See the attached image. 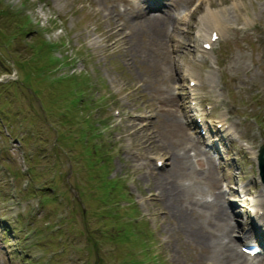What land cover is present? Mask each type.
Listing matches in <instances>:
<instances>
[{
  "label": "rangeland",
  "instance_id": "1",
  "mask_svg": "<svg viewBox=\"0 0 264 264\" xmlns=\"http://www.w3.org/2000/svg\"><path fill=\"white\" fill-rule=\"evenodd\" d=\"M168 1L188 5L193 0H160L162 10ZM237 1L239 12L231 9L233 3L216 11L226 31L203 60L195 61L188 56L193 43L189 47L192 37L187 31L188 37L185 35L184 24L176 36H182L184 48L177 55L165 49L166 55L162 49L155 57L152 46L147 49L140 39L139 45H133L138 38L133 19L119 12L127 4L125 0H0V34L10 36V44L0 46V64L10 61L12 70L8 67L5 71L14 74L3 80L17 81L16 71L19 77L17 86L0 98V264H202L199 251L170 216L166 198L162 192L158 195L160 189L153 184L154 174L150 172L154 168L157 178L166 177L169 188L172 181L184 182L192 176V171L174 174L165 153L167 149L181 153L189 141L181 124L182 95L173 98L170 90L171 82L172 86H182L185 79L178 80L186 68L195 76L212 74L213 82L205 81L199 88L205 92L203 100L217 105L215 114L231 116L234 139L226 147L229 161L222 163L225 169L220 166L218 171L236 174L232 192L243 185L250 197L259 193L261 186L256 182L257 171L250 156L251 150L264 142V0H230ZM208 3L214 7L226 0L202 1L206 8ZM106 10L110 17L113 11L119 14L116 20L121 23V31L125 30V38L111 35L117 21L113 24L105 16ZM151 13L163 14L160 10ZM229 14L239 18L227 20ZM24 17L32 24L30 32L22 30ZM140 30L150 36L144 25ZM39 37L54 42L47 53L62 63L48 81L36 77L39 72L34 70H29L33 77L28 79L21 64H17L23 60L33 63L35 57L24 58L36 52L29 44ZM61 40L65 45L60 44ZM64 55L65 63L72 58V64L63 62ZM172 57L176 59L177 78H162ZM212 62L216 68L209 67ZM49 64L43 62L41 71L48 69L51 73ZM154 65L160 71L155 75ZM81 74V81L86 79L81 96L96 106H88L87 112L85 101L84 110L77 111V117L83 118L73 124H60L57 119L66 110L63 106L57 108L58 104L64 105L61 97L65 95L60 90L72 96L69 87L74 76ZM56 77L61 78L53 80ZM73 89L77 96V86ZM75 96L72 98L77 99ZM112 109L120 116H112ZM45 116L47 121L51 116L54 126L43 122ZM57 131L71 144L56 145ZM97 132L100 135L94 137ZM80 143L86 156L92 158L89 163ZM240 143H246L250 151ZM192 152L187 149V154ZM155 158L164 162L159 170L154 167ZM226 176L218 180L216 175V186L204 181L198 186L210 195V188L223 190L219 183ZM228 192L225 195L231 202H238L235 198L239 196L240 205L248 211L245 190L243 199L240 194L232 196ZM11 202L16 206L23 202L25 206L7 209L6 204ZM252 220L259 234L264 233V227L254 217Z\"/></svg>",
  "mask_w": 264,
  "mask_h": 264
},
{
  "label": "bare ground",
  "instance_id": "2",
  "mask_svg": "<svg viewBox=\"0 0 264 264\" xmlns=\"http://www.w3.org/2000/svg\"><path fill=\"white\" fill-rule=\"evenodd\" d=\"M125 1H127L126 6L123 5V11L119 12L121 14L126 13V16L130 15L133 19L131 24L134 27V35L138 36L133 45H139L137 40L140 39V43L142 44V42H144L147 49L150 45L152 46L155 57L159 55V51H162V49L164 51L166 49L167 52H169L170 49L174 51V55H177L178 52L183 50L184 46L181 39L182 36H180V39L176 36H179L178 34L181 33L178 24H181L184 20H181L178 15L173 14L174 12H172V14L165 12L162 16L156 14L149 15L147 12H142L140 4L137 1ZM174 5L176 6V4ZM184 6H187V4L184 3ZM154 8H158V6L153 2L147 6L148 11ZM235 8L238 7L235 3H233L231 9ZM105 13L104 14L108 19L113 20V24L114 21H117V24L114 25L115 30L111 35L119 39L125 38V30L123 32L121 31V23L116 20L119 17V14L113 11V16L110 17L111 13L109 10H106ZM181 13L182 11H178V14ZM230 18H234V16L229 14L227 20H230ZM123 24H125V22H123ZM140 25L142 28L144 25L146 32L150 36L154 37L158 42L152 41L150 36L141 32ZM214 29L220 31V33L225 31L221 14L213 11L210 7V3H208L206 12L199 18L200 33L196 40L199 39L201 43L208 42L210 40L208 31ZM170 44L172 45V48ZM197 50L200 51L198 46ZM155 66L156 65H154V67ZM175 68L176 59L175 57H172V63L169 67L163 70L162 78L172 79V75H174L173 78H177ZM158 72L160 71H158L155 67L153 74L155 75ZM210 82L213 81L211 80ZM170 87H172V82ZM221 121H224V119H220L217 122ZM225 123L226 122L224 121L221 126L223 127ZM187 149L193 151L194 159L187 154ZM168 150L169 149L165 150V153L168 155L169 160L167 162L170 164L171 171L174 174L179 173V175L182 172L187 171L189 173V171H192V176L188 181H172L169 188L166 177L163 178L161 176L162 179L157 178L158 172L153 168L155 172L152 169L150 172L151 174H154L153 184L158 185L157 188L160 189L158 195H161L162 192L163 198H166L165 204L170 208V216L178 221L180 230H182L185 236L188 237L186 239H189L192 246L196 247L199 251L202 258V264H264L263 259L257 260L255 263L249 262V258L239 249L237 241L239 240V236L241 237V234H243L242 228L239 227L238 223L233 222L234 217L238 215L233 212H231V214L228 211V208L233 207V205L228 201L227 195H225L224 192L218 188L216 191L210 188L212 192H210L211 194L209 195L207 189H203L198 186V184L201 186L203 181L206 183L210 182L212 186H216V166L207 152L197 146L196 142L190 137L181 153H174L173 151ZM240 192L241 198L243 199V190ZM245 192L248 194L247 190H245ZM245 200H248L251 206V208H247L248 211L250 213L255 211L254 216L256 221L259 225L264 226V215H260L258 213L259 207H262L264 204V190L260 188L257 195L252 198H245ZM247 229L254 231L251 226ZM243 237L244 240H247L246 236Z\"/></svg>",
  "mask_w": 264,
  "mask_h": 264
},
{
  "label": "trees",
  "instance_id": "3",
  "mask_svg": "<svg viewBox=\"0 0 264 264\" xmlns=\"http://www.w3.org/2000/svg\"><path fill=\"white\" fill-rule=\"evenodd\" d=\"M23 31H25V30H23ZM1 37H2V39H1ZM9 42V37H6V36H3V35H1L0 34V46L1 45H6L7 43ZM29 48L32 50V51H36V52H31L32 54H33V56L35 57L34 59H33V63L32 64H28V62L27 61H21L20 63H18L17 62V64H18V66L21 64V68H23L24 69V71L26 72V74H27V78L29 79V77L31 78V77H33V74L32 73H30L29 72V70H34V71H36V72H39L38 74H35V76L36 77H39V76H42V80H49V76L52 74V70L56 67V65H57V62H55V60L53 59V57L50 55V54H48L47 53V51H46V49H44V48H49V49H51L52 47L51 46H47L46 45V42H44L41 38L39 39V41H37V42H35V43H33V44H29ZM36 54V55H35ZM48 62V63H50L49 64V68H51V73L48 71V69L46 70V71H44V72H42L41 71V66H42V64H43V62ZM70 62H68L69 64H72V61H71V59L69 60ZM53 63H55V64H53ZM14 64H16V63H14ZM53 64V65H52ZM1 65V64H0ZM1 66H3V67H1L0 69V71H5L6 69H7V64H2ZM50 73V74H49ZM43 76H44V78H43ZM70 76H73V75H70ZM76 79H74L75 81L70 85L71 86V88L72 87H80L81 85H83L84 84V81L82 80L81 81V79H80V77H76V76H74ZM59 78V77H58ZM58 78H54L53 80H58ZM52 81V80H51ZM50 81V82H51ZM15 84H18V83H14V82H10V83H7V82H3V83H0V98L3 96V94H5L9 89H11L12 87H14V86H17V85H15ZM50 87V86H49ZM58 88V90L60 89V87H57ZM66 88H67V86H66ZM71 88L69 87V90H70V92H72V94H73V92H74V89L73 90H71ZM14 89V88H13ZM77 90H79V89H77ZM61 92H62V94L63 95H65V97H61V99L64 101L63 103H64V105H60V104H58L57 105V107H60V106H66V110L65 111H63L62 112V116H60L58 119H57V122L58 123H60V124H73V122H74V117L76 116V114L75 113H73L72 111H71V109L73 108H81V109H84L85 108V101H83L82 102V100H75V99H73L72 98V96H71V93L70 94H68L67 92H66V90H60ZM63 91H64V93H63ZM49 102H51V100H48L47 101V103H49ZM30 107H31V105H30ZM65 108V107H64ZM50 109V108H49ZM41 110L44 112L45 111V107H41ZM69 111V112H68ZM41 112V111H40ZM42 113V112H41ZM54 114V113H53ZM51 115V114H50ZM42 116H43V114H42ZM54 116V115H53ZM51 117V116H50ZM50 117H49V119H48V121H47V118H46V116L43 118V122L47 125V126H49V127H51V126H54L53 124H52V121H51V119H50ZM88 119V118H87ZM56 123V122H55ZM67 138H69V137H67ZM72 139H74V137H72ZM75 141L77 140V139H74ZM70 143L71 144V141L69 140H67L65 137H64V135H61L60 133H59V131H57V137H56V142H55V144L56 145H58V144H66V143ZM77 142V141H76ZM76 142H73V144H76ZM80 148L84 151H82L83 153H84V155L86 156V150H85V148H84V146L83 145H81V143H80ZM101 152L103 153V154H105L106 155V153H105V150H101ZM87 157V156H86ZM87 158H89L88 159V163L91 161V157H87Z\"/></svg>",
  "mask_w": 264,
  "mask_h": 264
},
{
  "label": "water",
  "instance_id": "4",
  "mask_svg": "<svg viewBox=\"0 0 264 264\" xmlns=\"http://www.w3.org/2000/svg\"><path fill=\"white\" fill-rule=\"evenodd\" d=\"M258 161L261 171L260 174L264 183V147L261 149V152H259Z\"/></svg>",
  "mask_w": 264,
  "mask_h": 264
}]
</instances>
